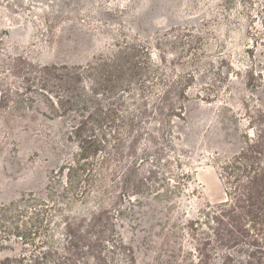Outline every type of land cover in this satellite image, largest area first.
<instances>
[{"label":"trees","instance_id":"16d2710c","mask_svg":"<svg viewBox=\"0 0 264 264\" xmlns=\"http://www.w3.org/2000/svg\"><path fill=\"white\" fill-rule=\"evenodd\" d=\"M138 52L130 46L84 67L14 56L0 67V110L25 120L40 97L53 118L39 113L63 120L70 146L45 194L0 206V249L10 236L21 245L0 264H139L116 222L146 197L169 213L171 231L159 236L169 248L164 264H264V109L250 117L255 125L237 153L215 154L224 201L182 210L198 160L167 126L184 120L186 91L152 92L147 84L158 78ZM90 198L92 210L73 214ZM179 230L187 246L178 244Z\"/></svg>","mask_w":264,"mask_h":264},{"label":"rangeland","instance_id":"374dc122","mask_svg":"<svg viewBox=\"0 0 264 264\" xmlns=\"http://www.w3.org/2000/svg\"><path fill=\"white\" fill-rule=\"evenodd\" d=\"M130 46L152 63L158 78L147 84L152 92L173 94L181 84L186 91L184 120L167 126L198 160L182 210L224 201L220 158L242 148L255 125L250 117L264 109V0H0V67L14 56L84 67ZM36 98L25 120L0 110V206L27 193L45 194L51 172L69 154L63 120L42 116L53 118ZM139 200L142 206L118 219L117 233L134 246L139 264H164L169 248L159 236L171 231L164 225L169 213L148 197ZM93 206L90 198L71 210ZM178 234V244L187 246L185 234ZM10 237L0 261L21 251Z\"/></svg>","mask_w":264,"mask_h":264}]
</instances>
